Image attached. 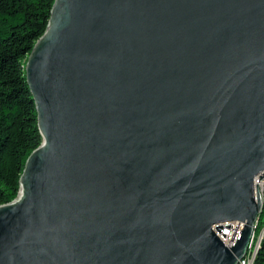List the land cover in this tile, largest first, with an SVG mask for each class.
I'll return each mask as SVG.
<instances>
[{
    "label": "water",
    "instance_id": "95a60500",
    "mask_svg": "<svg viewBox=\"0 0 264 264\" xmlns=\"http://www.w3.org/2000/svg\"><path fill=\"white\" fill-rule=\"evenodd\" d=\"M42 144L0 264H238L264 180V0H55L27 61Z\"/></svg>",
    "mask_w": 264,
    "mask_h": 264
},
{
    "label": "trees",
    "instance_id": "16d2710c",
    "mask_svg": "<svg viewBox=\"0 0 264 264\" xmlns=\"http://www.w3.org/2000/svg\"><path fill=\"white\" fill-rule=\"evenodd\" d=\"M54 2L0 0V205L18 196L26 162L43 142L26 67L35 43L47 29ZM260 216L262 226L264 188ZM256 264H264V242Z\"/></svg>",
    "mask_w": 264,
    "mask_h": 264
},
{
    "label": "bare ground",
    "instance_id": "6f19581e",
    "mask_svg": "<svg viewBox=\"0 0 264 264\" xmlns=\"http://www.w3.org/2000/svg\"><path fill=\"white\" fill-rule=\"evenodd\" d=\"M261 184H263V183H261ZM261 195H262V198H263V192L261 193ZM256 222H260V218ZM254 227H255V231L253 232L251 241H250L249 246H248V250H247L245 256L242 259L239 260V262L247 260L248 259V255H250L251 253L254 252V257L251 258V264H256V259L258 257V252H259V250L261 248V245H262V243H259V234H257L258 235V240H256L257 239L256 232L257 231L261 232V225H260V223H255ZM239 262H238V264H239Z\"/></svg>",
    "mask_w": 264,
    "mask_h": 264
},
{
    "label": "built area",
    "instance_id": "2783aa9c",
    "mask_svg": "<svg viewBox=\"0 0 264 264\" xmlns=\"http://www.w3.org/2000/svg\"><path fill=\"white\" fill-rule=\"evenodd\" d=\"M256 223H260V222H256ZM258 234H259V243H263L264 242V224L261 226V232H258ZM253 257H254V252L248 255L247 260L239 262V264H251V258Z\"/></svg>",
    "mask_w": 264,
    "mask_h": 264
},
{
    "label": "rangeland",
    "instance_id": "374dc122",
    "mask_svg": "<svg viewBox=\"0 0 264 264\" xmlns=\"http://www.w3.org/2000/svg\"><path fill=\"white\" fill-rule=\"evenodd\" d=\"M261 183H263V184H261ZM258 187H259L260 192L262 193L263 192V187H264V180L259 181ZM258 232L259 231L256 232V236H257V239L256 240H258V235H257Z\"/></svg>",
    "mask_w": 264,
    "mask_h": 264
}]
</instances>
